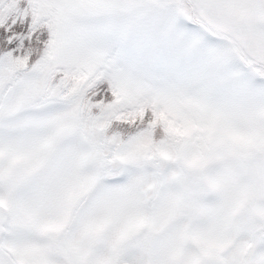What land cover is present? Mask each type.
I'll list each match as a JSON object with an SVG mask.
<instances>
[{
	"label": "snow or ice",
	"instance_id": "6c2138e0",
	"mask_svg": "<svg viewBox=\"0 0 264 264\" xmlns=\"http://www.w3.org/2000/svg\"><path fill=\"white\" fill-rule=\"evenodd\" d=\"M0 264H264V0H0Z\"/></svg>",
	"mask_w": 264,
	"mask_h": 264
}]
</instances>
